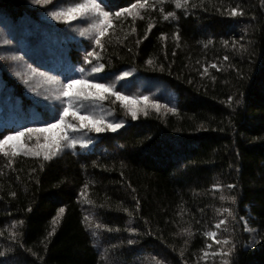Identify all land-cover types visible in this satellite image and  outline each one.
<instances>
[{"label":"trees","instance_id":"trees-1","mask_svg":"<svg viewBox=\"0 0 264 264\" xmlns=\"http://www.w3.org/2000/svg\"><path fill=\"white\" fill-rule=\"evenodd\" d=\"M137 2L103 0L112 13ZM51 8L0 0V28L37 68L81 65L78 43L62 51L69 28ZM138 11L111 17L94 56L106 82L133 72L162 86L156 102L170 107L172 94L175 111H146L50 160L0 154V264H212L206 253L229 249L226 264H264V0H148ZM1 52L0 105L13 107L0 122L21 120L7 134L33 125L31 109L48 113ZM111 108L124 119L123 104Z\"/></svg>","mask_w":264,"mask_h":264},{"label":"rangeland","instance_id":"rangeland-1","mask_svg":"<svg viewBox=\"0 0 264 264\" xmlns=\"http://www.w3.org/2000/svg\"><path fill=\"white\" fill-rule=\"evenodd\" d=\"M81 2H83V0H71L66 3L67 5H61V6L66 8L68 6ZM44 6L45 7L51 6L52 11L59 10L57 7L58 4H55V0H52L51 3H48V5H44ZM47 16L51 18L55 23L65 24L63 26L64 29H66L68 26L69 30H67V32L69 33L70 36L64 39L62 51L63 48L64 49L71 48L70 46L71 43L74 42H75L74 44L78 43L76 45L81 48L78 52L79 61L82 63L81 65L73 64L72 61L64 58L56 63L50 62L51 64H46L45 68L43 69L37 68V66H35L34 63H32V61L25 60L22 56H21L22 58H20L15 53L14 49H12L11 46L12 40L7 38V36H12L10 34L12 31H8V30L5 31L0 28V50L3 51L1 53L8 58L9 60L8 64L12 67L13 74H15L16 78H18L19 80L23 81L26 84L27 94L32 98L33 101H35L38 104L37 107H41L43 111H45V114L48 113L47 118L36 119L38 116L35 115L34 109H31L29 112H27L26 116H30L28 119L34 121L33 125L29 128H43L47 125V123H55L56 120L54 119V117H58L59 115H61L62 110L68 107L69 100L67 97L58 98L60 84L49 81L47 79L48 77H55L57 81L63 84H66L70 79H76V80L87 81L89 84H104L111 88L110 92L104 93L105 99L100 100V99H95L91 96H89L87 99L84 98V96L87 95L88 93L97 92V89L94 88L80 89L78 86L77 90L82 91L84 95L72 98L73 106L72 109H70L69 115L65 117V124H72L79 128L81 122L71 115V111H78L79 115L89 116L95 120H102L105 125L110 123H119L122 126L118 128L116 131H111L109 129H106L99 133L90 130L91 125H89L88 128H79L78 131H73L72 128H63V126H61V128L54 129L53 132L51 133H46L41 135L39 141L41 144L45 142L44 136H48L50 139H53L56 136L62 134V132H66L69 138L76 140L77 143L75 147H69L67 141H62L61 142L62 147L60 150H73L75 152L84 151L95 145L90 141L91 140L95 141L96 135H100L101 133L104 132H117L122 128H124L128 123L126 121L128 119H133V118L131 116L130 111L126 107H125L124 119L120 120L116 118V115L114 114L111 105L113 106L116 103H121L124 105L125 102L117 100L116 96L112 94L113 92L128 97L129 100L139 101V103L132 105L137 109L144 107L143 98L148 97V102H147L148 107L145 109V111L162 110L168 112L171 111L170 110L172 109L171 107H174L172 103L175 97H173L172 94L167 95L168 100L172 101L170 103L167 100V102L170 103V107L163 105L159 102H156L152 95L159 93L160 88H162V86L160 85L161 86L160 87L157 86L156 84H152L143 79H139L134 75L133 72H127L128 73L127 76L123 74L119 78H116L108 82L104 80L102 69L99 72H92V69L99 65L97 64V58L95 56H91V57L87 56L89 52H93L96 48L97 32L94 29L93 24L96 22L97 18L94 13L87 14L86 18H77L70 22H65L63 19L60 20L54 19L50 14V12H48ZM81 33H83V35ZM16 51L19 50L16 49ZM81 69H83V71H81ZM41 73H44L45 75L41 76L40 75ZM149 88H151V90ZM152 104H159L161 105V107L159 110H156L155 108L151 107ZM164 106H166L167 108ZM9 107H13V105H7V104L0 105V116L5 111L10 112L11 109ZM17 107L21 108V106H17ZM145 111H138L137 116L145 113ZM20 121L21 120L19 119L14 121H7L5 123L6 124L9 123V125H15L18 127ZM85 123H88V121H85ZM6 124L0 122V129L2 125H6ZM21 142L26 143L28 147H35L37 144V140L35 136H33L30 140L26 138H22ZM5 147L7 148L9 146H5ZM41 154H43V151H41ZM248 232L252 235L250 246H253L256 241L255 239L256 231L248 228ZM206 256L209 258L208 261L212 262V264H226L225 255H223V253L221 252L209 251Z\"/></svg>","mask_w":264,"mask_h":264},{"label":"snow or ice","instance_id":"snow-or-ice-1","mask_svg":"<svg viewBox=\"0 0 264 264\" xmlns=\"http://www.w3.org/2000/svg\"><path fill=\"white\" fill-rule=\"evenodd\" d=\"M36 4L41 5H47L48 3H51L52 0H33ZM163 2V0H161ZM187 5V0H175V7L176 8H182ZM146 6H148V0H138L137 3H134L131 5L130 8L121 9L120 11H116L115 13H112L107 9V5H104L103 0H83L81 3H76L68 7L63 6H57L59 10H53L50 14L54 19L60 20L63 19L65 22H70L72 20H75L77 18H86L87 14L94 13L96 16V22L93 24L94 29L97 32V38H96V44L98 46L103 47L101 44L100 37H103L107 34L108 28L112 27V20L111 17L114 15L116 18H119L122 14L127 13L128 15L133 16H139L141 19L143 18L140 15V12L138 9H143ZM232 16H236L238 14L242 15V12H239L237 8H232L230 13ZM174 13H168L164 17V19H168L169 16H173ZM151 28V25H149V29ZM83 35V33H81ZM178 38V36H177ZM96 55L93 52H89L87 54L88 57ZM87 58V57H86ZM97 59H99L98 56H96ZM151 63V61H149ZM212 67H216V65H212ZM103 68V65H98L97 67H94L92 69V72H99ZM83 71V69H81ZM207 71V69H205ZM41 76H44V73L40 74ZM125 76L128 75V73H124ZM49 81L53 83L60 84L59 89V97H67L69 100L68 107L64 108L62 110V114L58 117H54L56 120L55 123H47V125L43 128H25L23 131H14L12 133H0V154H3L4 156L8 157L9 155L12 157H15L23 151L25 155H34V156H40L41 151H43V157L45 160H50L53 156L57 155L62 147V141H67L69 147H75L77 141L74 139H70L66 132H62V134L56 136L53 139H50L48 136H44V143H40V137L43 134L51 133L54 129H59L61 126L63 128H72L73 131H78L79 128H88L89 125H91L92 131H95L97 133L104 131L106 129H109L111 131H116L118 128H120L122 125L119 123H110L105 125L102 120H95L89 116H81L78 114V111H71V115L79 120L81 123L79 125V128L72 124H65V117L69 115L70 109H72V98L84 95V93L78 89V86L80 89L83 88H94L97 89V92L95 93H88L84 96L85 99H87L89 96L103 100L105 99L104 93L110 92L111 88L109 86H106L104 84H89L87 81L84 80H76V79H70L66 84H63L56 80L55 77H48ZM116 96L117 100H120L124 103V106L128 108V110L131 113V116L133 119L136 118L138 111H145V109L148 107V97L143 98L144 107L137 109L136 107L132 106L136 103H139V101H132L129 100L128 97L122 96L119 93H112ZM151 107L155 108L156 110H159L161 105L159 104H152ZM171 111H175V109H170ZM146 114V111H145ZM85 121H88V123H85ZM33 136H35L37 140V144L35 147H28L26 143L21 142L22 138H26L30 140ZM16 142V143H13ZM5 146L11 147V152L6 150ZM231 187V186H230ZM64 209H60V212L63 213ZM223 223V221H221ZM217 228L220 227V224L216 225ZM185 232L189 236H191V231L188 229H185ZM213 238V240L216 243H220V241L216 240V234L211 233L210 234ZM224 243H227V241H224ZM208 247H211L209 245ZM231 249H229L228 253H224L225 255L230 254ZM3 253H0L2 255ZM207 255V253H206Z\"/></svg>","mask_w":264,"mask_h":264}]
</instances>
